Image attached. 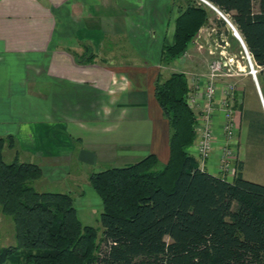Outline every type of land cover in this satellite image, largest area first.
I'll return each instance as SVG.
<instances>
[{
    "label": "trees",
    "instance_id": "16d2710c",
    "mask_svg": "<svg viewBox=\"0 0 264 264\" xmlns=\"http://www.w3.org/2000/svg\"><path fill=\"white\" fill-rule=\"evenodd\" d=\"M207 1L238 30L264 96V0ZM208 18L187 2L173 43L163 45L164 66L190 49ZM190 92L182 72L158 78L155 97L170 126L166 164L149 154L89 176L103 206L101 237L82 224L70 193L35 189L44 178L38 164L21 162L18 153L6 163L3 149H15V140L0 138V209L16 241L0 249V264H264V185L245 179L240 165L232 181L201 168L189 152L197 138Z\"/></svg>",
    "mask_w": 264,
    "mask_h": 264
},
{
    "label": "crops",
    "instance_id": "0c3cea01",
    "mask_svg": "<svg viewBox=\"0 0 264 264\" xmlns=\"http://www.w3.org/2000/svg\"><path fill=\"white\" fill-rule=\"evenodd\" d=\"M188 1L0 0V138L13 136L43 179L67 190H74L68 182L88 184L95 168L149 154L166 164L170 127L155 89L172 69L161 62L162 48L173 43ZM222 119L215 114L217 133ZM236 149L234 166L247 179ZM219 153L207 170L218 176Z\"/></svg>",
    "mask_w": 264,
    "mask_h": 264
},
{
    "label": "rangeland",
    "instance_id": "374dc122",
    "mask_svg": "<svg viewBox=\"0 0 264 264\" xmlns=\"http://www.w3.org/2000/svg\"><path fill=\"white\" fill-rule=\"evenodd\" d=\"M195 4L205 8L209 15L208 21L206 25L200 30L197 36L194 39L193 45L190 49L179 59L172 62V69L164 70L162 74V81L166 80L173 72H182L186 74L189 79L191 93H196L199 91V96H196V100L194 101L193 106L196 104H204L205 96L203 93L205 92L204 88L207 83L210 82L209 76V67L210 64L221 56V52H225V54L229 57H234L235 60L240 61L238 64L240 69L239 72L237 67H234L235 70L229 71L228 69H223L221 75L216 80L217 84V99L218 104L221 97L225 94L229 99L230 103L234 108L240 109L239 117H238V131L233 139L232 147H229L231 150V157L228 162V171L224 172V177L227 179H233V171L235 168V154L238 151L236 146L238 145L239 150L242 151L245 163H246V171L245 176L247 179H251L252 182H261L264 183V131H262L261 126H257L253 118H261L264 122V96L262 93V97L260 96L258 89L256 87V82L253 77L249 74L250 66L246 60L245 53L237 41V39L233 36L229 35L227 30H231L227 24L219 17V15L214 12L210 7L206 5L199 4L197 0H192ZM148 27V26H147ZM151 28V26H149ZM145 30H148L146 28ZM168 39V38H166ZM166 41V40H165ZM234 66H237L236 64ZM230 69V68H229ZM257 69V67H256ZM171 70V71H170ZM17 71L13 70L12 73H16ZM257 79L259 82V78L257 75ZM199 85L203 86L199 90ZM230 85L235 86V92L230 93L227 92L228 87ZM260 85V84H259ZM261 88V87H260ZM201 92V93H200ZM197 94V95H198ZM241 103V105H240ZM216 104V112L215 114H219L223 118V114L221 111H217L219 105ZM237 110V109H235ZM198 112V110H196ZM246 111V114L244 112ZM246 115V116H245ZM243 116V118H242ZM245 118V120H244ZM167 119V118H166ZM169 122V121H168ZM215 122V120H214ZM223 119L221 121V132L217 133L215 129V125L213 126L214 132V141H213V151L210 159L213 157L215 153V148L219 147V158L216 162V173H222L224 170L222 166L223 161V148L226 146L224 143L226 136L223 132ZM170 127V126H169ZM199 136H197L196 140H198ZM235 140L238 141L237 144ZM219 144V146H218ZM218 146V147H217ZM194 148V149H191ZM189 149L191 154L196 153L198 157V150L196 148V142L193 147ZM23 151L20 148L10 149L8 144L3 149V158L6 163H12L16 158V153L19 155V160L21 162H30L31 160L23 157ZM155 155V154H154ZM158 158V157H157ZM199 159V157H198ZM209 159V161H211ZM200 160V159H199ZM160 161V160H159ZM208 161V162H209ZM161 162V161H160ZM208 162H205V169L208 170ZM260 163V165H259ZM108 169V167H99L92 170L90 173L99 172L101 170ZM214 171V170H213ZM89 174V175H91ZM223 174V173H222ZM70 187L74 188V190H70L64 187V184L54 183L48 180H40L35 182L33 185L35 189L39 192H54V193H69L70 191L74 194H71L75 199V204L78 212V217L81 220L84 226H92L98 230L99 236L102 234L101 227V214L103 213V206L101 199L97 195V193L92 189L90 183L85 181L77 182L76 187L72 184V182L67 183ZM89 186V187H86ZM263 185V184H262ZM69 191V192H68ZM15 226L10 217L5 216L0 209V249L15 245Z\"/></svg>",
    "mask_w": 264,
    "mask_h": 264
},
{
    "label": "built area",
    "instance_id": "2783aa9c",
    "mask_svg": "<svg viewBox=\"0 0 264 264\" xmlns=\"http://www.w3.org/2000/svg\"><path fill=\"white\" fill-rule=\"evenodd\" d=\"M199 2V4L202 5H206L208 7H210L214 12H216L219 17L227 24V26L231 29L233 36L237 39V41L240 43L245 56H246V60L250 66V72L249 74L253 77V79L256 82V87L258 89V92L260 94V96L262 97V93H261V88L257 79V75L259 73V69L252 61V58L247 50V47L245 45V43L240 40L239 37V32L236 29V27L233 25V23L231 22L230 18L228 15L222 13L216 6H214L212 3H210L207 0H197ZM240 63V61L235 60L234 57H229L225 54V52H221V56L219 58H217L216 60H214L209 67V76H210V82L207 83L206 87L204 88L205 92L203 93V95L205 96V102L204 104H196V106L194 104V101H198L196 100V96H199V91L197 90L196 93H191L188 95V104L190 106V108H192L195 113H196V117H197V136H199L198 140H196V148L198 150V157H199V161H200V166L202 169H205L204 165L205 162H208L211 155H212V151H213V141H214V130H213V126L215 124L214 120H215V110H216V104H218V99H217V84L215 83L217 78L220 77L221 72L223 69H228L229 71L231 70H235L234 67H237L239 72H241L242 70L239 68L240 66L238 65ZM237 66H234V65ZM230 68V69H229ZM203 86L199 85V90L202 88ZM227 92L233 93L235 92V86L234 85H230L228 87ZM201 93V92H200ZM198 94V95H197ZM228 94H225L223 97L220 98L219 100V107L217 106V111H221L223 114V132L224 135L226 136V138L224 137L225 141L224 143L226 144V146H224L223 150H224V154H223V161H222V166L224 168V170H222L221 175L224 176L225 173L228 171V162L230 160L231 157V150L229 147H232V142L233 139L238 131V117H239V113H240V109L238 108H234L232 106V104L230 103L229 99L227 98ZM193 103V104H192ZM241 105V103H240ZM264 107V105H263ZM237 109V110H235ZM198 110V112L196 111ZM228 166V167H227ZM227 169V171H226ZM233 175H235V168L233 171ZM234 177V176H233Z\"/></svg>",
    "mask_w": 264,
    "mask_h": 264
},
{
    "label": "water",
    "instance_id": "95a60500",
    "mask_svg": "<svg viewBox=\"0 0 264 264\" xmlns=\"http://www.w3.org/2000/svg\"><path fill=\"white\" fill-rule=\"evenodd\" d=\"M240 40H242L243 41V39H242V37L239 35V37H238ZM244 42V41H243Z\"/></svg>",
    "mask_w": 264,
    "mask_h": 264
}]
</instances>
